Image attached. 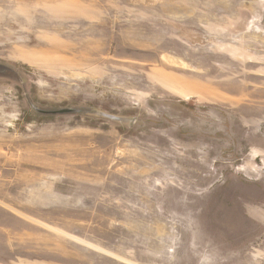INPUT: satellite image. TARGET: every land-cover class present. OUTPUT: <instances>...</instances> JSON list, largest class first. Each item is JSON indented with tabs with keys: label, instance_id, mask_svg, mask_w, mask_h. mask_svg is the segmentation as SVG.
Returning a JSON list of instances; mask_svg holds the SVG:
<instances>
[{
	"label": "rangeland",
	"instance_id": "obj_1",
	"mask_svg": "<svg viewBox=\"0 0 264 264\" xmlns=\"http://www.w3.org/2000/svg\"><path fill=\"white\" fill-rule=\"evenodd\" d=\"M0 264H264V0H0Z\"/></svg>",
	"mask_w": 264,
	"mask_h": 264
}]
</instances>
